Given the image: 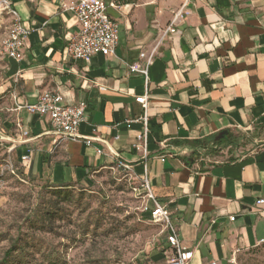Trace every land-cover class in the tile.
Listing matches in <instances>:
<instances>
[{"label": "crops", "instance_id": "crops-1", "mask_svg": "<svg viewBox=\"0 0 264 264\" xmlns=\"http://www.w3.org/2000/svg\"><path fill=\"white\" fill-rule=\"evenodd\" d=\"M70 1H9L29 31L22 62L8 59L7 71V140L19 163L64 187L122 162L149 179L189 264H264V0H191L182 10V0H102L119 44L114 55L86 61L67 54L79 30L62 8ZM151 58L148 81L130 73ZM44 91L65 105L86 103L79 132L99 140L52 135L49 118L26 109ZM144 96L147 109L136 102ZM227 132L237 144L219 154L198 150L196 158L175 144L215 138L207 148L216 149Z\"/></svg>", "mask_w": 264, "mask_h": 264}, {"label": "rangeland", "instance_id": "rangeland-1", "mask_svg": "<svg viewBox=\"0 0 264 264\" xmlns=\"http://www.w3.org/2000/svg\"><path fill=\"white\" fill-rule=\"evenodd\" d=\"M0 0V264H147L164 253L167 234L144 218L152 206L135 176L106 169L87 182L57 190L23 174L7 140L14 128L4 43L13 17ZM10 1V0H8ZM16 252L6 260L5 253Z\"/></svg>", "mask_w": 264, "mask_h": 264}, {"label": "built area", "instance_id": "built-area-1", "mask_svg": "<svg viewBox=\"0 0 264 264\" xmlns=\"http://www.w3.org/2000/svg\"><path fill=\"white\" fill-rule=\"evenodd\" d=\"M182 9L186 8L191 0H182ZM5 8L13 17L12 26L8 37L4 43V53L9 60L21 63L24 55V40L29 36V31L23 26L17 11L8 1H4ZM63 11L73 14L78 23L79 30L68 44L67 54L75 61H86L94 56L102 55L104 57L114 55L119 44V25L108 15L107 7L102 0H71L63 4ZM181 12V11H180ZM180 12L176 17L180 15ZM152 63L150 59L147 67L141 69L137 65H130L129 71L132 74L142 75L148 81L149 67ZM136 102L147 109V96L136 98ZM29 113L40 117H48L51 125L50 133L63 141H84L87 146H91L98 138L84 137L80 134L79 129L85 120L87 105L84 102L76 105H65L63 98L51 91H44L38 98L35 105L26 107ZM147 122V116L140 119ZM131 123V122H129ZM141 142V139H140ZM98 154L103 151L97 150ZM115 158L119 156L111 153ZM29 157H23L27 161ZM132 176L131 167L117 161L115 167ZM134 178V176H132ZM139 186L134 188L135 192L143 191L145 198L152 206L145 208V212L151 215V222L163 227V232L167 234V245L172 249L174 255L166 259L165 264H189L191 254L187 252L179 239V232L172 222L171 214L168 208L159 203L154 197L150 181L146 177L138 180ZM259 205H264V200H260ZM232 221L235 218H231ZM261 244L264 240L260 241Z\"/></svg>", "mask_w": 264, "mask_h": 264}, {"label": "trees", "instance_id": "trees-1", "mask_svg": "<svg viewBox=\"0 0 264 264\" xmlns=\"http://www.w3.org/2000/svg\"><path fill=\"white\" fill-rule=\"evenodd\" d=\"M216 139L215 138H211L207 141H193V142H175V144H178V145H186V146H189L190 149L193 151L192 153V156L193 157H196V158H200V154H198V150H205V154L206 155H214V154H219L221 152V150L223 149H226L230 146L234 147L235 144H237L232 138H231V135L227 132V133H224L222 136H221V140L223 141L221 144L219 145H215L216 146V149H208L207 148V145L210 144V142H214ZM225 144V145H224ZM222 145V146H221ZM21 167L23 168V174L27 177H32L29 173L26 172V166L25 165H22L20 164ZM128 175V173H127ZM89 185H91L92 183L89 181H86ZM73 185H68V186H64V187H54L55 189L57 190H62L64 188H69V187H72ZM144 218L148 219V220H151V215L149 213H145L144 215ZM166 251L169 252V255L168 257L171 258L173 255H174V252L172 251V249L169 247L166 249ZM164 251V253L166 252ZM16 252V249H14V247L10 248L6 253H5V258L6 260H8L12 254ZM166 261V260H165ZM147 264H155L153 261H151L150 263H147Z\"/></svg>", "mask_w": 264, "mask_h": 264}]
</instances>
